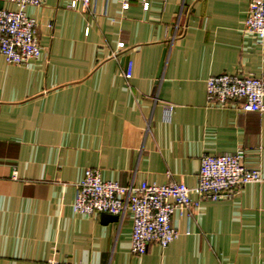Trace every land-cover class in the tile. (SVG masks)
Masks as SVG:
<instances>
[{
    "label": "crops",
    "instance_id": "crops-1",
    "mask_svg": "<svg viewBox=\"0 0 264 264\" xmlns=\"http://www.w3.org/2000/svg\"><path fill=\"white\" fill-rule=\"evenodd\" d=\"M251 1L26 8L40 58L24 67L0 55V264H264V111L209 106L205 90L223 74L264 79V40L242 32ZM0 9L14 6L0 0ZM239 150L261 181L201 199L190 219L175 212L179 236L166 248L132 254L129 212L114 220L72 210L86 169L121 186L191 188L203 156Z\"/></svg>",
    "mask_w": 264,
    "mask_h": 264
},
{
    "label": "built area",
    "instance_id": "built-area-1",
    "mask_svg": "<svg viewBox=\"0 0 264 264\" xmlns=\"http://www.w3.org/2000/svg\"><path fill=\"white\" fill-rule=\"evenodd\" d=\"M14 10L0 9V55L6 63L28 67L41 56L38 40V23L26 14L27 7H39L44 0H3ZM94 0H70L68 8L87 10ZM129 0H122V9ZM148 9L147 0H140ZM243 33L255 34L264 40V0H254L248 5L242 24ZM120 47L123 45L120 44ZM128 63L124 78H131ZM207 105L224 108L232 101H240L238 109L246 113L264 111V79L254 75H228L210 77L205 83ZM172 105H165L164 117L170 118ZM244 151L219 156H203L197 176V184L188 187L183 183L121 186L117 182L103 180L96 169H86L76 184L72 210L82 216L107 213L121 219L126 212L131 216L130 251L136 256L146 254L149 245L166 248L179 233L172 226L175 212L187 218L191 209L208 198L217 201L237 193L245 185L261 181L259 169L248 168L244 163ZM198 197L197 200L191 198ZM42 264H57L47 262ZM66 264V263H64Z\"/></svg>",
    "mask_w": 264,
    "mask_h": 264
},
{
    "label": "water",
    "instance_id": "water-1",
    "mask_svg": "<svg viewBox=\"0 0 264 264\" xmlns=\"http://www.w3.org/2000/svg\"><path fill=\"white\" fill-rule=\"evenodd\" d=\"M163 62H164V57L162 58L160 66H159V70H158L157 77H156L157 79L160 78ZM100 215H102V217H106V218L109 217V218H113L114 220H118V217L110 215V214H107V213H102Z\"/></svg>",
    "mask_w": 264,
    "mask_h": 264
}]
</instances>
